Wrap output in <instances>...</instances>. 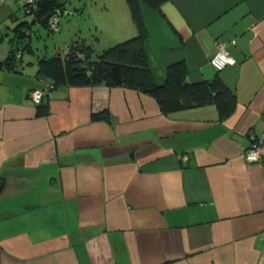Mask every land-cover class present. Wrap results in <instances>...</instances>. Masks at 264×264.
Listing matches in <instances>:
<instances>
[{
    "label": "crops",
    "instance_id": "1",
    "mask_svg": "<svg viewBox=\"0 0 264 264\" xmlns=\"http://www.w3.org/2000/svg\"><path fill=\"white\" fill-rule=\"evenodd\" d=\"M24 13L22 0L0 1L1 43ZM141 14L156 81L176 64L188 82L220 79L232 114L212 103L163 113L136 88L73 83L51 88L39 114L29 92L56 50L23 51L0 69V264H264V146L243 156L264 137V0H163ZM219 40L235 62L216 70ZM105 108L110 121L92 119Z\"/></svg>",
    "mask_w": 264,
    "mask_h": 264
},
{
    "label": "trees",
    "instance_id": "2",
    "mask_svg": "<svg viewBox=\"0 0 264 264\" xmlns=\"http://www.w3.org/2000/svg\"><path fill=\"white\" fill-rule=\"evenodd\" d=\"M162 1L125 0L137 28L135 35L103 47L95 59H91L92 45L84 38L70 41L64 45L62 52L56 51L46 60L42 59L41 62L45 64V67L40 68V77L48 81L52 87L60 83H73L76 85L105 84L136 88L153 96L163 113L212 103L216 106L219 119L229 117L236 104L235 96L220 79L211 82L205 80L188 82L180 68L181 65L176 64L168 66L165 80L158 83L147 66L143 53L145 30L141 4L144 3L157 9ZM56 9L65 10L63 0H38L35 16H31L34 17L33 21H38L49 29L48 15L56 14L54 12ZM23 23L26 24V29L22 31V35L29 37L30 23L27 21ZM14 30L21 32L18 26ZM2 38L3 36H0V41ZM26 46L29 48V44ZM18 52L20 55H16ZM22 52V49L19 48L10 49L6 58L0 59V69L3 67L14 68ZM83 61L87 62V65L82 64ZM173 67L175 68L173 69ZM48 77L49 79H47ZM50 89L51 87L48 88V91ZM48 91L41 102L36 104L39 114H44L47 111V105L46 102L43 103V99L47 96ZM91 117L92 119L110 121V112L105 108L92 113Z\"/></svg>",
    "mask_w": 264,
    "mask_h": 264
},
{
    "label": "rangeland",
    "instance_id": "3",
    "mask_svg": "<svg viewBox=\"0 0 264 264\" xmlns=\"http://www.w3.org/2000/svg\"><path fill=\"white\" fill-rule=\"evenodd\" d=\"M87 3L89 6L84 12H76L74 14L58 15L59 29L56 32L50 31L44 25L39 23L31 24L30 37L23 36L22 31L26 29L24 21L28 20L30 15H26L23 20L15 21L13 27L19 26L18 30H12L13 34L11 42L8 39L4 42H0V59H5L8 52L12 48L22 49L24 52V60H35V56L47 53L51 55L56 51H63L64 45L70 41L84 38L92 45L91 59H95L97 53L107 45L112 39L118 37H124L125 39L135 35L128 30V26L133 22L131 16L128 22L124 24L125 32L121 36L118 35L116 22L120 20L122 16L118 12V6L120 0H65L64 5L69 11H74L75 7L79 10L83 4ZM125 5V4H124ZM127 8V5H125ZM25 14V13H24ZM18 22V23H17ZM122 26V25H121ZM129 32V33H128ZM128 33V34H127ZM100 39L101 43L98 45L96 40ZM29 44V48L26 46ZM108 46V45H107ZM35 55V56H34ZM90 59V60H91ZM82 64L87 65V62L83 61Z\"/></svg>",
    "mask_w": 264,
    "mask_h": 264
},
{
    "label": "built area",
    "instance_id": "4",
    "mask_svg": "<svg viewBox=\"0 0 264 264\" xmlns=\"http://www.w3.org/2000/svg\"><path fill=\"white\" fill-rule=\"evenodd\" d=\"M1 1V0H0ZM37 1L38 0H22L23 2V8L24 11L27 14L35 16V11L37 8ZM47 25L50 29V31L54 32L58 29V15L57 14H51L47 18ZM16 55H20V52H18ZM235 62V59L233 56L230 55V53L226 50L225 42L222 40H219L216 43V51L213 54V56L209 59L210 65L216 69L221 70L225 66L233 64ZM43 87L40 88H34L29 92V96L31 97V100L36 105L41 102L43 96L48 91V88H53L52 85L48 83V81L43 80ZM262 146H264V137L259 136L256 138H253L250 146L243 152V156L246 160H257L262 155ZM182 159L186 158L185 154H182L180 156Z\"/></svg>",
    "mask_w": 264,
    "mask_h": 264
},
{
    "label": "water",
    "instance_id": "5",
    "mask_svg": "<svg viewBox=\"0 0 264 264\" xmlns=\"http://www.w3.org/2000/svg\"><path fill=\"white\" fill-rule=\"evenodd\" d=\"M57 15H66V14H74V13H76V12H74V11H69V10H63V11H61L60 9H56L55 11H54ZM49 16V15H48ZM1 184H2V181H0V187H1Z\"/></svg>",
    "mask_w": 264,
    "mask_h": 264
}]
</instances>
